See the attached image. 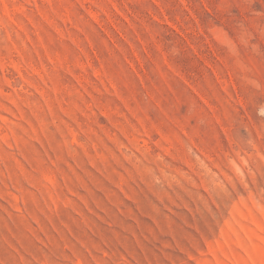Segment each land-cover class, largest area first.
<instances>
[{
	"label": "rangeland",
	"instance_id": "rangeland-1",
	"mask_svg": "<svg viewBox=\"0 0 264 264\" xmlns=\"http://www.w3.org/2000/svg\"><path fill=\"white\" fill-rule=\"evenodd\" d=\"M0 264H264V0H0Z\"/></svg>",
	"mask_w": 264,
	"mask_h": 264
}]
</instances>
